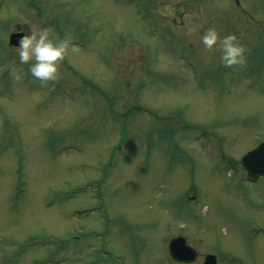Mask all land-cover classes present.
Listing matches in <instances>:
<instances>
[{
	"label": "rangeland",
	"instance_id": "obj_1",
	"mask_svg": "<svg viewBox=\"0 0 264 264\" xmlns=\"http://www.w3.org/2000/svg\"><path fill=\"white\" fill-rule=\"evenodd\" d=\"M19 25L71 38L58 80L20 62ZM261 141L264 0H0V264H182L177 233L191 264H264V177L226 160Z\"/></svg>",
	"mask_w": 264,
	"mask_h": 264
},
{
	"label": "clouds",
	"instance_id": "obj_2",
	"mask_svg": "<svg viewBox=\"0 0 264 264\" xmlns=\"http://www.w3.org/2000/svg\"><path fill=\"white\" fill-rule=\"evenodd\" d=\"M30 33L23 35L16 47L20 62L30 64L32 76L42 84L58 80L61 63L69 54V50L73 53L77 51L76 46L72 44L70 37L51 38L48 28H31ZM202 43L207 51L219 48L221 62L226 68L246 64L248 49L234 34L221 37L215 27L209 28L202 36ZM12 74L16 79H20L15 68L12 69Z\"/></svg>",
	"mask_w": 264,
	"mask_h": 264
},
{
	"label": "water",
	"instance_id": "obj_3",
	"mask_svg": "<svg viewBox=\"0 0 264 264\" xmlns=\"http://www.w3.org/2000/svg\"><path fill=\"white\" fill-rule=\"evenodd\" d=\"M23 35V32H13L10 35V42L15 45L19 44ZM244 162L252 173L264 174V142H262L256 149H253L246 154ZM169 248L172 255L179 260L192 261L197 256V251L187 244L184 236L173 238L169 244ZM216 262L217 259L215 255H206L204 264H216Z\"/></svg>",
	"mask_w": 264,
	"mask_h": 264
}]
</instances>
